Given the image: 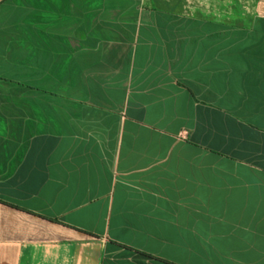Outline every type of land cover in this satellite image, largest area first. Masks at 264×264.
I'll list each match as a JSON object with an SVG mask.
<instances>
[{
  "label": "crops",
  "instance_id": "1",
  "mask_svg": "<svg viewBox=\"0 0 264 264\" xmlns=\"http://www.w3.org/2000/svg\"><path fill=\"white\" fill-rule=\"evenodd\" d=\"M170 1L0 0V264H264V0Z\"/></svg>",
  "mask_w": 264,
  "mask_h": 264
},
{
  "label": "rangeland",
  "instance_id": "2",
  "mask_svg": "<svg viewBox=\"0 0 264 264\" xmlns=\"http://www.w3.org/2000/svg\"><path fill=\"white\" fill-rule=\"evenodd\" d=\"M168 4H172L175 8L193 10L201 15H211L235 25H249L254 17L258 0H173ZM217 230L219 231V228Z\"/></svg>",
  "mask_w": 264,
  "mask_h": 264
}]
</instances>
